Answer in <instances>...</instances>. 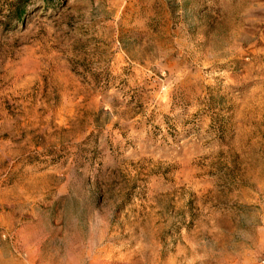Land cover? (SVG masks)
I'll use <instances>...</instances> for the list:
<instances>
[{"label":"rangeland","instance_id":"rangeland-1","mask_svg":"<svg viewBox=\"0 0 264 264\" xmlns=\"http://www.w3.org/2000/svg\"><path fill=\"white\" fill-rule=\"evenodd\" d=\"M0 264H264V0H0Z\"/></svg>","mask_w":264,"mask_h":264}]
</instances>
